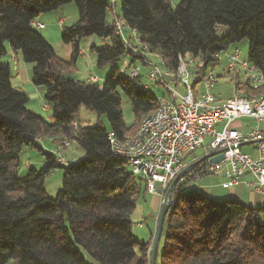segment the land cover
Instances as JSON below:
<instances>
[{
  "label": "trees",
  "instance_id": "obj_1",
  "mask_svg": "<svg viewBox=\"0 0 264 264\" xmlns=\"http://www.w3.org/2000/svg\"><path fill=\"white\" fill-rule=\"evenodd\" d=\"M115 1L0 0V264H93L84 255L95 264L150 263L148 242L133 233L131 218L147 192L145 183L127 169L107 138L111 131L127 139L157 110L158 97L142 84L140 71L128 74L138 67L136 61L149 69L146 61L159 55L161 68L175 71L181 59L196 74V86L221 52L246 39L247 62L262 75V84L255 88L238 68L225 76L233 81L234 94L264 92V0H179L175 6L170 0H119V15ZM69 3L78 17L61 28L62 43L72 47L65 60L31 22ZM108 11L137 34L144 52L135 40L115 33ZM220 26L226 27L222 36L217 35ZM90 36L103 41L89 47L96 66H111L101 83L67 76L80 56L81 41ZM5 42L32 64L31 82L43 88L51 120L29 110L27 93L13 87L9 63L2 61ZM122 57L128 58L116 66ZM120 92L135 115L130 127L124 123ZM81 106L105 116L109 126L74 128ZM48 138L73 140L83 153L77 162L60 163L53 150L42 147ZM24 147L39 150L43 162L19 174ZM55 169L62 171V185L52 198L44 180ZM183 184L174 188L165 217L159 264H264V203L216 200L194 185L183 190Z\"/></svg>",
  "mask_w": 264,
  "mask_h": 264
},
{
  "label": "built area",
  "instance_id": "obj_2",
  "mask_svg": "<svg viewBox=\"0 0 264 264\" xmlns=\"http://www.w3.org/2000/svg\"><path fill=\"white\" fill-rule=\"evenodd\" d=\"M110 1L114 3L115 0ZM62 23L61 19L57 21L58 25ZM112 24L115 33L129 41L125 32H121L122 24L117 16L113 17ZM31 25L36 29L44 28V24L36 20ZM222 53L226 59L223 74L238 68L249 80L263 78L253 64L239 60L237 48L221 52L196 86H193L196 74H192L181 59L170 74H161V67H155V61H146L148 78L166 88L167 95L160 96L163 100L161 113L145 124L135 143L118 144L107 133L112 151L125 160L134 176L144 181L148 193L163 198L171 181L185 168L187 173L180 180L190 186L197 187L204 177L217 176L225 187L242 184L254 189L264 188V131L260 127L231 134L228 131L229 125L240 117L264 121V101L252 103L241 94H234L227 101L216 98L212 92L213 78H217L213 70ZM128 71L133 77L139 68ZM87 80L97 81V76L89 72ZM248 144L254 153L242 150V146ZM200 148L203 154L194 155ZM219 153L223 155L222 160L213 163L211 157ZM56 156L58 162L66 161L61 155ZM246 174L253 180L245 179Z\"/></svg>",
  "mask_w": 264,
  "mask_h": 264
},
{
  "label": "rangeland",
  "instance_id": "obj_3",
  "mask_svg": "<svg viewBox=\"0 0 264 264\" xmlns=\"http://www.w3.org/2000/svg\"><path fill=\"white\" fill-rule=\"evenodd\" d=\"M178 1L179 0H170L172 6H175L178 3ZM63 7H64L63 9H66V12H65V13H67L66 16L69 15V17H70L71 14L74 13V11H75V15H73L74 17L66 20L65 25H70V24L74 23L78 17V12H77L75 5L73 3H69V4L64 5ZM115 12L118 15L120 14L119 0L115 1ZM57 13L58 12H56V11H50L47 13H43V15H45V17H47V15H50L49 16L50 19H47L44 17L45 19H43V21H44L43 23H44L45 29H38V30L46 38V40L49 42V44L53 47L55 54L57 56H59L60 58L64 59V51L62 50V47H64L65 44L62 43V41L60 39L62 25L58 26V24L57 25L55 24L57 21V18H58ZM59 14H60V12H59ZM52 15H55V17H53V18H55L56 21L54 19H51ZM59 16H61V14ZM112 16H113V12L108 11L107 15H106L107 22H110L112 20ZM220 27H221L220 30H219V28L217 29V35L218 36H222L226 32L225 26H220ZM92 44L99 45L100 39L97 38L96 36H90V37L84 38L81 41V46L85 47V55L79 56L76 59V63L74 65V67L70 69V72H69L70 75H67V76L72 77V78H76L78 80H87V74L91 71L97 76V81L99 83L103 82V79L108 74L111 66L106 65L102 68H98L96 66L95 56H94V54H92L89 51V47ZM7 45H8V42H5L6 47H7ZM235 48L238 49L239 60L247 62V40L242 39L239 42H237L236 44L229 46L227 51L231 52ZM8 49H9V47H8ZM9 54H10V51H9ZM221 55H222L221 56V60H222L221 65L220 66L218 65L216 67V69L213 70V72L215 74L220 72L221 66H223V63L226 62L224 53H222ZM124 59H125V57H122L116 63V66L121 67L123 62H124ZM151 60H153V61L156 60L155 64L158 65L159 67H162L161 63H159L161 61L158 59V57L156 55L154 57H151ZM2 61L8 62L10 64V74H11L10 80H11L13 87L14 88L19 87V88H21V90H23L24 92L27 93V95L29 97V101L26 104L27 108L31 111H34V112L40 114L45 119L50 120L51 112H50L49 108L45 107V103L43 101V88L33 85L32 82H31V85H27V86L19 84V80H21L23 76H26L29 74L31 75L32 64L24 62L23 59L20 58L21 64H20L19 69H18L19 73H18V75H16L15 73L17 70L14 69V64L12 65V63L10 62V58L7 54L2 56ZM135 65H138V67H139V71L141 74L140 78H141L142 84L147 85L149 90L152 93H154L158 98L166 93V88L163 85L159 86L158 84H156L155 82H153L152 80H150L148 78V76H147L148 66L147 65L142 64L138 61H136V63H134V66ZM132 66L133 65H131L130 68ZM242 72H244V71H242ZM244 75H245V72H244ZM236 79L237 80L241 79L243 81L244 77L236 76ZM217 80H218V83L214 86L212 91L214 94L220 95L219 97L221 98V101H227V99H229V97L234 94L233 81H231L229 79V77H226L225 75H221L220 78H215L213 85H214V83H216ZM120 97H121V110H122V114H123L124 123L127 127H130L135 123V115L133 113L130 101L127 98V96H125L122 92H120ZM239 120L241 121L240 124H241L242 128H244V127L255 128V127H261V126L263 127L264 126V121H262V120H254V119H247L246 117H240L236 121H239ZM140 121L141 120L137 121L135 126ZM99 122L104 124L106 127L109 126L105 116H99L97 113L89 111L84 106H81L79 108L75 118H74L73 126H74V128H77L80 125L81 126H93ZM231 130H232V126H230V129L228 131H231ZM46 142L49 143V146H47L46 144H43L44 142L43 143L41 142L42 147L45 150L51 149L54 151V153H55V149H56L55 154L61 155V157L64 160H68L67 157H69V158L72 157V158H74L75 162H77L78 158L83 153L82 149L73 140L68 141V139L67 140L63 139V140H54L53 141L51 138H48L46 140ZM66 143H68V146H66ZM65 151H66V153H65ZM243 151L249 152L245 148H243ZM200 154H203L202 148H200L194 152V155H200ZM42 158H43V156L39 150H37L35 148H31V147H24L20 153V165L17 168L18 173L24 174L27 171V168H28L27 164L28 163H30L32 165V167L39 168L41 166ZM218 179L219 178L217 176H212V178H210V179L204 178V179H201L199 182H200L201 186L207 187V193H204L205 195H207L213 199L215 198L216 200H222L224 198L223 194L225 192H227L228 189L219 185ZM61 185H62V171L60 169L53 170L50 174H48L45 177L44 189H45V191L49 197L53 198L55 196L57 190L61 187ZM196 189L199 190V188H196ZM234 189H238V188H234ZM144 195H145L144 197L141 195L140 199L137 202L136 208L134 209V211L131 214L132 222L134 223L135 226L139 225L140 224L139 222L141 220L143 221L144 218H147V215L149 212V208H148L149 195L148 194H144ZM164 196H165V194H164ZM173 199H175V196L173 197ZM157 216H158V214H157ZM152 218L153 219H150V221H151L150 228L151 229L154 226V224H153L154 223V217H152ZM147 220H149V219H147ZM135 232H136V235L140 236L138 233V230ZM144 234L145 233L143 232V236H144ZM84 256L86 257V259L88 261L95 264V262L93 260H91L87 255H84Z\"/></svg>",
  "mask_w": 264,
  "mask_h": 264
},
{
  "label": "crops",
  "instance_id": "obj_4",
  "mask_svg": "<svg viewBox=\"0 0 264 264\" xmlns=\"http://www.w3.org/2000/svg\"><path fill=\"white\" fill-rule=\"evenodd\" d=\"M64 7H61L60 9H58V10H56V12H58L57 14H58V18H57V21L59 20V19H61L62 21H63V23H62V26L63 25H65V22H66V20H68V19H71L72 17H74L73 15H75V11H74V13H72L71 14V16L69 17V15L68 16H66L67 15V13H65L66 12V9H63ZM59 12H60V14H61V16H59L60 14H59ZM63 15V16H62ZM50 15H47V17H45V15H43V14H41L37 19H36V21L37 22H40V23H43L44 21H43V19H45V18H47V19H50V17H49ZM45 17V18H44ZM53 17H55V15H52V17H51V19H54L55 20V18H53ZM113 17L114 16H112V20H113ZM106 19H107V17H106ZM112 20L110 21V22H108V23H111L112 22ZM56 21V20H55ZM57 21H56V25H57ZM44 24V23H43ZM59 26V25H58ZM43 29H45V26H44V28ZM131 35V33H130V31H128V30H125V36L127 37V38H129L130 40H131V42H134L133 40H135L132 36H130ZM131 37V38H130ZM103 41L102 40H100V44L102 43ZM136 42V41H135ZM8 47H9V45H7V47L5 46V48H6V54L9 56V58H10V62L12 63V65L14 64V69L15 70H17L16 71V75H18V73H19V71H18V69H19V66H20V58L22 59V57H21V55H20V53H18V52H13L12 50H11V48L9 47V49H8ZM62 50L64 51V59L65 60H67V59H69L70 58V55H71V51H72V47H71V45L70 44H65L64 45V47H62ZM9 51H10V54H9ZM85 55V47H82L81 46V49H80V56H84ZM90 56V55H89ZM88 56V57H89ZM222 56V55H221ZM221 56H220V59H219V63H218V65L220 66L221 65ZM127 58L128 57H125V59L127 60ZM90 59V58H89ZM76 63V62H75ZM9 66H10V64H9ZM223 68H224V63H223V66H221V70H220V72H218V73H216L217 75H219V74H222L223 72H222V70H223ZM215 69H216V67H215ZM91 72V71H90ZM88 75V74H87ZM223 75H225V74H223ZM218 83V80L216 81V83H214V85H213V88H214V86L216 85ZM19 84H21V85H25V86H27V85H31V75L29 74V75H26V76H23L22 77V79L21 80H19ZM17 90H20V91H23V90H21V88H19V87H17L16 88ZM213 90V89H212ZM24 92V91H23ZM213 92V91H212ZM26 93V92H25ZM215 96H216V98L217 99H219V100H221V98L219 97L220 95L218 94H214ZM247 119H252V118H248V117H246ZM52 119V117H50V120ZM239 119V118H238ZM237 120V119H236ZM236 120H234L230 125H229V127H228V130L230 129V126H232V130L231 131H229V133L231 134V133H234V132H237V131H242V129L244 130L246 127H244V128H242L241 127V121L239 120V121H236ZM217 127L218 128H220L221 127V125L220 124H218L217 125ZM263 131H264V126L262 127H260ZM43 141H45L43 144H46L47 146H49V143H47L46 142V140H43ZM42 141V142H43ZM243 148H245V149H247L248 151H249V153H254V151H253V147L250 145V144H248V145H243L242 146V150H243ZM65 153H66V151H65ZM82 155V154H81ZM81 155H80V157H81ZM67 159L68 160H71V161H75L74 160V158H69V157H67ZM42 162H43V158H42ZM42 162H41V164H42ZM29 166H31V164L30 163H28L27 164V167H29ZM205 179H210V178H212V176L211 177H204ZM204 178H202V179H204ZM219 178V177H218ZM245 179H247V180H253V177L251 176V175H249V174H246L245 175ZM221 181H222V179L221 178H219L218 179V184L219 185H221V186H223L222 184H221ZM184 182V180L183 181H181V180H179L178 181V184H182ZM190 186V184L189 185H187V184H183L181 187H182V189L184 190V189H186V187H189ZM157 187L159 188L160 187V185L159 184H157ZM179 187V186H178ZM198 188H199V191H201L202 193H207V187H204V186H201V184H200V182H199V184H198V186H197ZM223 187H225V186H223ZM225 188H227L228 190H227V192H225L223 195H224V197H235L236 199H238L239 201H241V202H243V203H245V204H247V205H250V206H257V205H260V204H263L264 203V188H260V189H254V188H252V187H249V186H246V185H242V184H236V185H234V186H231V187H225ZM234 188H238V189H234ZM144 194H148L149 195V204H148V208H149V212H148V215H147V218H144V220L142 221H140L139 223V225H137V226H135L134 225V223H133V227H132V230H133V233L136 235V232L135 231H137L138 230V233H139V235L140 236H138V235H136L140 240H142V241H145V242H148V254L150 255V249H151V245H152V242H153V238H154V232H155V229H156V222H157V214H158V212H159V209H160V205H161V203H162V200H163V198L161 197V196H158V195H152V194H150V193H148V192H144L143 194H142V196L144 197L145 195ZM152 217H154V226L152 227V229L150 228V225H151V221H150V219H153ZM147 219H149V220H147ZM144 228V229H143ZM164 231H165V228L163 229V234H164ZM143 232L145 233L144 234V236H143ZM161 249H162V240H160V242L158 243V248H157V255H156V262H157V264H159V262H160V253H161Z\"/></svg>",
  "mask_w": 264,
  "mask_h": 264
},
{
  "label": "bare ground",
  "instance_id": "obj_5",
  "mask_svg": "<svg viewBox=\"0 0 264 264\" xmlns=\"http://www.w3.org/2000/svg\"><path fill=\"white\" fill-rule=\"evenodd\" d=\"M117 20L120 21L121 24H122L121 25V32H125V30L128 28L126 26L125 22L121 18H119L118 16H117ZM130 33L135 38V41H136L137 45H141L139 43V40H137V38H136V35L137 34H135V32L132 31V30L130 31ZM124 40H126V39H124ZM141 47H142L141 50L144 52V46H141ZM156 56L158 57V59L160 61H162L160 59V56L159 55H156ZM159 63H161V62H159ZM155 67H159V66L155 64ZM185 67H186V65H185ZM161 74H170V70L161 69ZM214 80H215V78H213V82H214ZM250 82L252 83L251 85H253L255 88H257V87H259L262 84L263 78H256V79L250 80ZM247 98H248L249 101H252V103H261L262 101H264V92L259 93L258 95H249V96H247ZM162 109H163V100H162L161 97H159L158 98V107H157V110L154 111L153 113L149 114V115H146L142 119V121H141L138 129L130 137H128L125 140H120V139L116 138V136L114 135V133L111 132V131L108 132V135L111 136V138L114 139V141L116 143H118V144H132V143H135L137 141L139 135L141 134L142 129L144 128L145 124L147 122L151 121L152 118H155L158 114H160L161 111H162Z\"/></svg>",
  "mask_w": 264,
  "mask_h": 264
},
{
  "label": "water",
  "instance_id": "obj_6",
  "mask_svg": "<svg viewBox=\"0 0 264 264\" xmlns=\"http://www.w3.org/2000/svg\"><path fill=\"white\" fill-rule=\"evenodd\" d=\"M223 158V155L221 153L214 155L211 157V161L213 163H217L221 161ZM187 173V168L183 169L170 183L169 187L166 190L165 196L163 197L162 203L160 205V209L157 216V222H156V229L154 232V238L150 249V263L149 264H155L156 255H157V248L158 243L160 241V237L162 234V229L165 221V217L169 212L170 207L172 206L173 201V192L174 188L177 186L178 181L181 177H183Z\"/></svg>",
  "mask_w": 264,
  "mask_h": 264
},
{
  "label": "flooded vegetation",
  "instance_id": "obj_7",
  "mask_svg": "<svg viewBox=\"0 0 264 264\" xmlns=\"http://www.w3.org/2000/svg\"><path fill=\"white\" fill-rule=\"evenodd\" d=\"M174 197V196H173ZM173 203V202H172Z\"/></svg>",
  "mask_w": 264,
  "mask_h": 264
}]
</instances>
